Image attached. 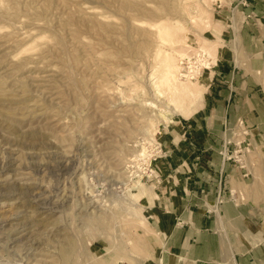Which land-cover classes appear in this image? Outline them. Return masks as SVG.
Returning a JSON list of instances; mask_svg holds the SVG:
<instances>
[{
    "label": "rangeland",
    "instance_id": "1",
    "mask_svg": "<svg viewBox=\"0 0 264 264\" xmlns=\"http://www.w3.org/2000/svg\"><path fill=\"white\" fill-rule=\"evenodd\" d=\"M240 1L0 0V264H174L148 219L169 133L221 52L264 98V0ZM198 47L211 68L178 78Z\"/></svg>",
    "mask_w": 264,
    "mask_h": 264
},
{
    "label": "crops",
    "instance_id": "2",
    "mask_svg": "<svg viewBox=\"0 0 264 264\" xmlns=\"http://www.w3.org/2000/svg\"><path fill=\"white\" fill-rule=\"evenodd\" d=\"M246 26L244 44L257 42ZM220 56L200 112L169 133V160L153 165L160 179L148 219L161 259L174 264H264V98L227 62L229 51ZM237 119L245 134L235 129ZM237 143L250 145L241 167L220 157Z\"/></svg>",
    "mask_w": 264,
    "mask_h": 264
},
{
    "label": "built area",
    "instance_id": "3",
    "mask_svg": "<svg viewBox=\"0 0 264 264\" xmlns=\"http://www.w3.org/2000/svg\"><path fill=\"white\" fill-rule=\"evenodd\" d=\"M240 6H246V2L240 1ZM212 66V60L208 56L207 52L202 48L189 49L184 52V54L178 58L177 60V77L184 81L195 80L197 77L201 76L205 71L209 70ZM236 130L239 133L245 134V130L242 127L241 121H236ZM245 147H241L239 143H237L234 147L235 149L231 151V155L222 154L224 160L233 161L241 167L242 157H244L248 153L247 145ZM230 153V154H231ZM234 154H238V156H234ZM240 154V155H239ZM154 157L146 156L143 157L140 154L138 155V162L134 166V171L139 173V175H153L154 171L150 167V162ZM147 161V164L145 163ZM141 173V174H140ZM219 202V200H218Z\"/></svg>",
    "mask_w": 264,
    "mask_h": 264
},
{
    "label": "bare ground",
    "instance_id": "4",
    "mask_svg": "<svg viewBox=\"0 0 264 264\" xmlns=\"http://www.w3.org/2000/svg\"><path fill=\"white\" fill-rule=\"evenodd\" d=\"M204 88H205V87H204ZM203 90H204V89H203ZM202 92H203V91H202ZM202 92H201V91H200V92L198 91V93H196V94H198L197 96H198V97H201V93H202Z\"/></svg>",
    "mask_w": 264,
    "mask_h": 264
}]
</instances>
